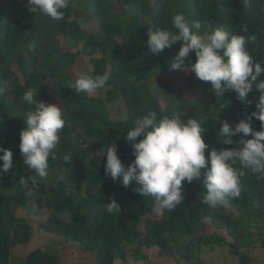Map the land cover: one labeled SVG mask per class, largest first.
Masks as SVG:
<instances>
[{"label": "trees", "instance_id": "trees-1", "mask_svg": "<svg viewBox=\"0 0 264 264\" xmlns=\"http://www.w3.org/2000/svg\"><path fill=\"white\" fill-rule=\"evenodd\" d=\"M75 4L78 8L73 7ZM64 11L65 18L54 21L29 12L27 5L14 0L0 4V146L12 151L14 165L0 176V264H15L12 250L30 242L33 229L25 217L16 215V211L28 209L30 202L39 209L35 214L46 215L38 225L40 230L92 253L95 264L125 262L126 245L132 246L129 256L136 262L147 259L143 249L156 248L160 257L175 255L178 260L191 262L205 250L228 247L239 264H251L240 252L254 248L257 242L264 250V178L245 175L240 196L215 209L203 204L204 190L199 182H182L183 201L158 216L152 212L151 199L132 191L134 184L125 189L105 175L106 158L95 154L115 143L122 163L130 164L134 157L126 131L149 111H156L158 116L180 112L185 119L195 118L205 129L203 138L209 148L228 147L219 143V120L238 122L254 110L255 101L247 107L231 92L216 97L211 84L200 81L194 73L199 92L192 100H175L164 83L150 91V80L179 72L170 70L169 60L180 44L153 55L147 49L148 33L157 28L171 30L176 14H183L190 24L199 20L201 31L223 26L243 35L247 27V34L255 36L248 50L255 62H260L264 58V0H69ZM81 13L94 19V32L82 29ZM58 38L74 51H61ZM79 57L91 64L87 74L107 73L108 86L94 94H77L68 87L78 78L70 77L68 69ZM195 62L194 53H190L187 68ZM29 88L39 91L36 99L60 106L66 121L57 159L49 160L45 179L37 178L39 190L34 198L25 197L19 185L20 176L31 174L19 150L20 132L26 127L22 116L30 107L22 95ZM49 90L56 103L47 96ZM253 96H259L255 89L248 99ZM159 97L165 101L163 109L158 106ZM117 98L124 104L123 118H111L105 109L104 101ZM252 127L259 131L260 122L253 120ZM241 138L233 137L232 147ZM64 155L72 157L69 163L64 162ZM86 186L97 187L83 194ZM110 197L121 205V214L105 211L103 205ZM207 225L213 229L211 233L206 231ZM57 261L56 254L41 249L30 251L24 258V264Z\"/></svg>", "mask_w": 264, "mask_h": 264}, {"label": "clouds", "instance_id": "clouds-1", "mask_svg": "<svg viewBox=\"0 0 264 264\" xmlns=\"http://www.w3.org/2000/svg\"><path fill=\"white\" fill-rule=\"evenodd\" d=\"M68 7L69 0H27L29 12L54 21L63 20ZM201 28L199 20L190 24L183 14H176L171 20V30L157 28L148 33L147 49L156 55L179 43V50L170 56V70L191 71L200 81L211 84L216 97L231 92L247 107H252L255 101L254 110L245 113L238 122L219 120V143L228 147L209 148L203 138L205 129L195 118L185 119L180 112L158 116L156 111H149L136 118L126 131L134 157L130 164L122 163L115 143L105 145L95 154L106 158L105 175L125 189L134 184L132 191L151 199L152 212L158 216L171 212L183 201L182 182H199L204 190L203 204L215 209L228 206L240 196L241 178L245 175L264 178V79H261L264 58L255 62L248 50L255 36L247 34V27L243 28V35L223 26L210 31ZM190 53H194L196 62L189 69L186 59ZM109 79L107 73L92 76L80 72L68 87L77 94H94L108 86ZM254 89L259 96L249 100ZM38 92L29 88L22 95L30 106L22 116L26 127L20 132L19 143L23 164L31 173L19 178L27 198L36 196L37 178L43 180L49 175V160L57 159L60 133L66 123L62 108L36 99ZM253 120L260 122L259 131L253 129ZM237 136L242 138L232 147L233 137ZM0 153V176H3L14 168L13 153L2 146ZM71 159L70 155L63 156L65 163ZM103 206L108 214H121V205L114 197Z\"/></svg>", "mask_w": 264, "mask_h": 264}, {"label": "rangeland", "instance_id": "rangeland-1", "mask_svg": "<svg viewBox=\"0 0 264 264\" xmlns=\"http://www.w3.org/2000/svg\"><path fill=\"white\" fill-rule=\"evenodd\" d=\"M8 1L10 0H0V4ZM14 1H17L22 5H27V0ZM149 1L152 2L153 0ZM73 7L78 8L76 4L73 5ZM78 18L80 20L81 27L85 32H94L96 30L97 25L94 19L87 13H81ZM57 41L61 51H74L72 48L69 49L65 47L61 38H58ZM12 71L20 79L17 68L13 67ZM90 71L91 64L87 59L82 57L77 58V60L68 69V73L72 78H77L80 72L89 73ZM158 83L166 84L175 100H179L181 98L192 100L199 92L198 85L191 71H179L150 80L148 82L149 90L153 91L154 87ZM100 95L101 97L105 98V92H101ZM47 96L53 102L55 101L54 93L51 90H49ZM104 103L109 117H124L125 108L120 98H117L112 102L104 101ZM157 103L160 109H163L165 106V101L163 98L159 97L157 99ZM96 187L97 186H86L83 190V194L88 193L90 190L96 189ZM37 211H39V209L35 202H30L28 204V209L16 211L17 216L25 217L26 221L33 229V233L28 244L18 245L12 250V262L15 264H24V258L30 251L34 249H41L56 254L58 258L57 264H95L94 255L92 253L83 251L81 247L73 242L65 241L61 237L48 234L40 230L38 225L45 220L46 215L38 213L35 214L34 212ZM206 231L211 233L213 229L207 225ZM227 241L230 242L229 239H227ZM124 249L128 254L126 261L123 263L120 261H115L114 264H239L237 261L238 258L229 254L228 247L215 248L213 251L205 250L198 256L197 259H194L191 262L178 260L175 255L160 257L157 254L156 248L143 249V252L147 255V259L136 262L129 256L132 246L126 245ZM240 254L248 256V258L251 260V264H264V250L259 247V242H257L255 247H252L250 250L243 248Z\"/></svg>", "mask_w": 264, "mask_h": 264}]
</instances>
